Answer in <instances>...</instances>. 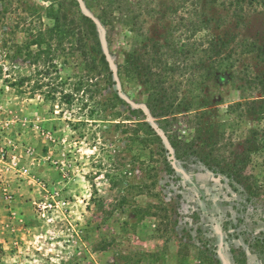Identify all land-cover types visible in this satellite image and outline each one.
Returning a JSON list of instances; mask_svg holds the SVG:
<instances>
[{
	"label": "rangeland",
	"instance_id": "1",
	"mask_svg": "<svg viewBox=\"0 0 264 264\" xmlns=\"http://www.w3.org/2000/svg\"><path fill=\"white\" fill-rule=\"evenodd\" d=\"M75 1L79 14L97 24L113 77L89 73L96 78L92 98L80 94L65 104L61 91L72 92L78 77L87 75L68 45L42 53L38 63V48L15 47L26 41L28 24L33 31L50 26L38 15L46 3L0 0V264H261L249 246L264 232V196L237 209V196L220 178L176 164V174L168 176L162 161L150 162L157 172L152 190L157 198L129 191L128 185L111 188L105 177L122 174L127 184L136 185L141 176L145 155L130 144L125 127V119L135 120L130 107L143 110L156 128L145 109L143 79L133 84L120 78L118 69L135 48L139 66L159 72L152 48L187 42L186 9L177 0H138L139 18L131 32L121 20L101 27L91 0ZM195 1L211 21V35L233 39L225 61L213 68L231 80L220 87H189L184 71L189 66L181 59V72L166 75L168 84L180 98L194 92L200 99H222L221 113L240 98L259 99L261 89L251 81L264 73V65L243 46L264 40L263 0H252V6L241 0L240 19L213 0ZM78 9L67 4L71 16L79 17ZM196 59L204 60L202 51ZM148 206L156 217H142Z\"/></svg>",
	"mask_w": 264,
	"mask_h": 264
},
{
	"label": "trees",
	"instance_id": "2",
	"mask_svg": "<svg viewBox=\"0 0 264 264\" xmlns=\"http://www.w3.org/2000/svg\"><path fill=\"white\" fill-rule=\"evenodd\" d=\"M177 2L188 13L186 26L184 24L187 42L180 46L171 43L165 47L159 43L154 44L152 51L158 55L155 67L159 72L151 71V68L142 69L135 48L128 55L125 64L118 69L120 78L123 75V78L133 84L143 79L141 83L147 92L145 109L156 123V128L152 127L146 122L143 110L131 107L129 114L135 120L125 119L128 121L125 127L130 144H137L139 152L145 155V160L138 169L141 176L136 179V185L127 184L122 174H105V177L111 188L118 189L120 185H128L129 191L136 189L139 194L157 198L158 193L152 191L156 188L157 172L150 162L162 161L161 171L168 176L176 174V169L172 165L176 164L183 171L207 172L220 178L237 196V209L244 208V204H247L251 198L264 196V73L255 76L251 81L261 89L259 99L240 98L236 102L228 103L222 113L218 108L224 104L222 99L219 101L213 100L214 97L200 99L193 95L194 92H191L190 97L180 98L175 88L168 84L166 75L181 72L179 67L181 59L185 60L186 66H189L184 69L187 72L189 87L194 86L197 89L203 85L207 88L210 83L220 87L231 80L225 75L219 76L213 68L214 64L221 65L225 61L223 53L233 39L211 35L209 25L211 21L204 13L199 12L195 0H177ZM243 2L241 0L212 1L213 4L226 8L232 19L241 18L244 11ZM41 3L46 5H40L42 12L38 15L50 21V26H46L44 30L33 31L29 26L31 23L28 24L23 30L27 37L26 41L19 46L15 45L16 49L22 51L24 48H38L35 58L38 63L42 53L51 55L52 50L59 52L68 45L76 59L84 64L87 75L78 77L71 86L72 92L61 91V100L65 104H71L74 96L80 94L86 99H91L94 92L92 89L96 86V81L93 82L96 78L93 77L101 74L108 75L110 80L113 77L101 48L97 24L90 17L79 14L75 0H41ZM67 4H74L78 9L79 17L68 14ZM139 4L138 0L136 2L91 0L90 3L98 11L97 20L101 27L113 25L115 20H121L125 21L124 25L131 26V32H135L136 29ZM247 4L252 6V0ZM197 18L200 21L195 22ZM203 31L204 34L198 36ZM200 40L205 47H200ZM243 47L246 49L245 52L255 53L264 65V40L261 43L246 42ZM198 51H202L204 60L196 59ZM166 56L168 59L171 58L170 63ZM161 58H164V61H161ZM89 73H94V76L91 78ZM23 81L22 79L19 83ZM51 99H55L54 94ZM154 156H157L158 160L153 161ZM124 174L127 172L125 171ZM124 199L126 197H123L122 201ZM144 209L143 218L158 215L156 213L150 215L149 206ZM162 218L167 217L164 215ZM249 247L253 249L261 264H264V232L258 233Z\"/></svg>",
	"mask_w": 264,
	"mask_h": 264
}]
</instances>
